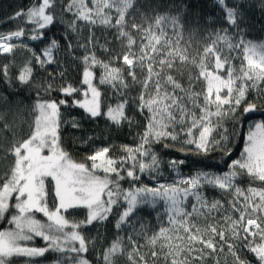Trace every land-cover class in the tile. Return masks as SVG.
Here are the masks:
<instances>
[{"label": "trees", "instance_id": "trees-1", "mask_svg": "<svg viewBox=\"0 0 264 264\" xmlns=\"http://www.w3.org/2000/svg\"><path fill=\"white\" fill-rule=\"evenodd\" d=\"M39 2L40 0H0V34H7L19 28L25 30L24 37L11 41L16 45L11 53H0V184L14 166L13 147L30 138L34 131L35 120L39 115L36 108L38 102L61 99L68 101L66 105H61L59 108L58 134L61 149L71 157L73 162L84 163L90 168L92 161L89 157L103 147H108V155L119 161L126 156L124 146L132 148L138 146L140 137L145 131L148 112L147 109L139 110L140 97L143 95L145 99H148L150 95H155L153 86L155 79L161 80L162 90L167 88L173 91V86L165 83L167 76H172L173 80L180 84V88L174 90L175 95L182 98L186 110L195 112L197 117L201 115L200 109L192 103L196 101L198 105H203V98L207 93V81L200 75L201 60L207 71H213L215 75H220L225 79L231 67L234 77L233 95L242 84L248 85L244 101L234 114L221 119V127L215 128L209 138L211 140L212 137H217V133H222V130L226 129V133L223 134L229 137L227 147L230 149V154L223 149L213 148L211 144L207 153L197 151L194 145L183 143L184 134H180L175 141L165 139L159 143L147 145L146 147H150L157 155L160 162L158 170L141 173L138 181L125 177L124 180L119 181L123 189L127 190L134 186H156L157 183H173L178 176L188 177L203 171H210L217 175L227 173L232 161L238 159L243 151L250 125L259 121L264 122V80L256 81V86L252 87L253 81L236 78L240 74L241 66H247V62L243 60L242 51L229 49L224 39L219 40L214 50L219 51L222 61L225 56L228 58V63H225L220 70H214V57L211 54L204 57L202 51L211 45L217 36H226L227 40L234 45L242 39L245 44L241 45V48L248 43L258 47L264 45V0H225L227 8H233L237 12L235 24L227 19V9L219 3V0H133L132 7L125 13L123 30L135 41L132 45V52L135 53L133 68L135 81L129 75L128 66L122 60L123 56L129 53V48L126 46L127 41L125 38H117L116 28L103 24L99 18H95V24L77 20L76 31L72 32L68 29V24L73 21V14L64 11V8L71 0H56L54 5L57 11L56 19L53 25L44 30L43 40L28 39L32 25L26 22L24 16L16 17V13L26 12ZM86 2L89 7L92 6L91 0H86ZM104 12L110 16L114 24L118 17L115 8L105 9ZM173 17L178 18L180 22V27L177 29L180 33L179 37L174 35L171 23ZM158 18L159 25H157ZM61 20L63 23L60 22ZM133 24L138 28L134 29ZM90 33L92 44H89ZM153 37H158L160 43L156 44ZM53 38L58 41L60 47L54 50L53 63L41 67L36 62L33 53L41 54ZM150 39H152L151 45L149 44ZM177 39H179L178 45ZM166 40L171 41V46L165 51L179 49L187 54L188 59L181 61L176 56L171 68L167 65L161 68L158 64H153L154 75L148 80L147 88H145L149 58L159 59L157 53L151 51L152 46L155 45L157 49H160ZM68 41L73 44L71 49L67 47ZM77 42L87 45L98 60L109 63L111 67L119 68L128 85L127 88L122 89L123 94L121 95L109 85L99 83L103 74V69L99 65L92 68L95 75L94 85L101 92V115L98 117H91L84 109L73 104V97L64 96L60 91V88L65 85L86 89V86L82 84V73L85 67L82 58L86 48L76 47ZM142 44L148 45L144 48V52L148 55L143 61L144 67H138L139 61L136 57L141 54L139 49ZM29 61H31L32 74L25 84L20 82L19 75L21 69ZM62 71L66 72L63 77H61ZM157 72L159 77L155 75ZM49 83L52 84L50 89H48ZM225 92L226 89L220 94L223 96ZM75 96L83 98L82 93H76ZM123 100H127L124 111L128 120L116 125L107 118L106 112L109 106L114 107ZM248 103H254L256 110L244 112ZM210 119L214 124L217 118L212 116ZM188 123H190V118L186 117L183 125L177 124V131L180 127H187ZM73 124L77 126L73 127ZM199 131V128L195 129L194 134ZM141 159L149 162L147 158ZM171 161H184V163L172 166ZM128 166V164L123 165L124 168ZM109 178L116 179L115 174H109ZM46 185L49 207L53 208L55 203L53 184L49 180ZM251 186L264 188L263 183L262 185L257 184L247 174L240 175L233 181V188L238 187L243 193L238 198L232 188L222 190L205 185L202 189L204 197L209 203L219 201L222 208L205 216L194 214L189 217L190 232L199 236V239L191 244L187 239L188 233L182 227L173 229V226L169 224L164 201H158L155 206H138L126 222L122 223L119 229L116 228L120 215L127 207L126 203L121 200L112 206L107 219L93 221L91 224L85 223L78 229L88 248V252L84 255L89 259L90 264H107L104 260L105 254L113 242L120 240L121 251L111 258L112 264H172L174 259L177 264H182L184 261L186 264H236L228 245L220 241L218 234L210 232V226H215L217 233L223 231L226 239L230 238L231 223L227 222L224 217L227 215L233 220L238 219L240 213L233 211L230 205L236 200L242 207L243 196ZM194 203V199L189 197L184 204L185 210L191 212ZM87 211L84 208L70 209L64 215L70 222H80L86 220ZM35 216L42 222H47V218L42 214L35 213ZM8 227L6 220L0 221V230ZM161 227L169 229L166 236H159ZM153 236H158L154 243L151 242ZM200 240H212L215 250L207 248L200 243ZM229 242L234 245L235 241L229 240ZM45 243L42 238L36 237L30 245L43 247ZM76 246L78 247V242ZM57 255L49 252L44 257L31 259L50 264L54 262ZM68 255L69 257L75 256V254ZM236 255L241 260L249 261L250 264H258L254 254L247 249L236 250ZM28 259L12 257L9 264H24Z\"/></svg>", "mask_w": 264, "mask_h": 264}, {"label": "snow or ice", "instance_id": "snow-or-ice-1", "mask_svg": "<svg viewBox=\"0 0 264 264\" xmlns=\"http://www.w3.org/2000/svg\"><path fill=\"white\" fill-rule=\"evenodd\" d=\"M91 3L92 6L89 7L86 0H71L65 6L64 11L73 14V21L68 24V29L75 32L77 20L95 24V18H99L103 24L116 28L117 38H125L127 41L126 46L129 48V53L125 54L122 60L128 66L129 75L135 81V72L132 67L134 60L130 58V55L135 56V53L132 52V45L135 44V41L130 34L123 30L125 13L132 7L133 0H91ZM219 3L226 7L227 19L235 24L236 10L227 8L225 0H219ZM55 4L56 0H40L38 4H34L26 12L16 13V17L24 16L26 22L32 25L29 29L28 39L37 41L45 38L44 30L53 25L56 19ZM113 8L118 13L114 24L111 22L110 16L104 12L105 9L111 10ZM60 22L63 23V20ZM159 22L158 18L157 25ZM171 23L174 35L179 37L180 33L177 31L180 27L179 19L173 17ZM132 27L138 28L135 24ZM24 36L25 30L23 28L7 34H0V53H11L16 46L11 41L13 39L20 40ZM153 39H155L156 44L160 43L158 37H153ZM221 39L225 40L229 49H240L243 53V60L247 62L246 67L241 66L240 74L236 78L253 81L252 87L256 86V81L264 80V45L258 47L248 43L241 48V45L245 44L242 39L234 45L227 40L226 36H217L211 45L202 50L204 57H208L209 54L214 57V70H220L225 63H228L227 56L222 61L219 51L214 50V46ZM176 43L179 44V39ZM89 44H92L91 33ZM149 44H152V39L149 40ZM75 46L86 48L82 58V63L85 65L82 73V84L87 87L86 89H77L72 85H65L60 88V91L64 96L73 97V104L84 109L91 117H98L101 115V92L93 84L95 75L92 68L99 65L103 69L99 83L109 85L121 95L123 94L122 89L127 88L128 85L125 83L119 68L111 67L109 63L98 60L95 53L87 48V45L77 42ZM147 46L144 44L140 46L141 54L136 57L139 61L138 67H144L143 61L148 55L144 52V48ZM170 46L171 41L169 40H166L160 49H157L155 45L152 46L151 51L157 53L159 59L149 58L147 78L144 82L145 88H147L148 80L152 79L154 75L153 64H158L161 68L165 65L171 68L173 66L172 61L176 56L181 61L188 59L187 54L179 49L165 51ZM59 47L58 41L53 38L41 54L33 53V56L36 62L43 67L53 63L54 50ZM67 47L69 49L73 47L71 41L67 42ZM29 50L31 51V49ZM199 66L200 75L207 81V93L204 95L203 105H198L196 101L192 102L195 107L200 109L201 115L199 117L196 116L195 112L186 110L182 98L175 95L174 90L180 88V84L174 81L172 76H167L165 83L171 84L173 91H169L167 88L162 90L161 80L157 78L153 81L155 95H150L148 99H145L143 95L140 97L139 110L147 109L148 115L145 131L140 137L138 146L135 148L124 146L126 156L119 161L109 157V148L103 147L89 157L92 161L90 168L86 167L84 163L73 162L59 145V108L61 105H66L68 101L61 99L59 101L38 102L36 108L39 115L35 120L34 131L30 138L13 147L14 166L10 174L3 178V183L0 184V221L6 220L9 224L8 228L0 230V264H9L12 257L29 258L24 264H44V261L32 260L31 258L44 257L49 252L58 254L54 262H50V264H90L89 259L84 255L88 252V248L78 229L85 223L91 224L93 221L107 219L112 211V206L121 200L126 203L127 207L120 215L116 228L119 229L138 206H155L158 201H164L165 210L168 213V222L173 226V229L182 227L188 233L187 239L190 244L197 241L199 236L192 234L189 230V217L194 214L205 216L222 208L219 201L208 202L203 195V187L208 185L222 190L232 188L238 198L243 193L240 188H233V181L237 175L236 171L222 175L210 171L197 172L188 177L178 176L170 184L134 186L127 190L121 187L119 181L124 180L125 177L132 181H138L141 173L157 171L160 163L157 155L150 147L146 146L159 143L165 139L175 141L180 134H184L183 143L194 145L197 151L207 153L211 144L213 148L223 149L230 154V149L227 147L229 137L223 134L226 133V129H223L222 133H217L218 138L212 137L211 140L209 138L215 128L221 127V119L234 114L241 102L244 101L248 85L242 84L236 89V94L233 95L234 77L231 67L227 79H225L220 75H215L213 71H207L203 60L200 61ZM4 71L6 74V69ZM31 74V61H29L21 69L20 82L26 84ZM155 75L159 77L158 72ZM51 87L52 84L49 83L48 89ZM224 89L226 92L222 96L220 93ZM76 93H82L83 98H77ZM126 104L127 100H123L114 107L109 106L106 112L107 118L116 125L121 124L122 121H127L128 117L124 111ZM255 110L254 103H248L244 108L246 113ZM212 116L217 118L214 124L210 119ZM186 117L190 118V123L187 124V127H180L177 131V124L183 125ZM76 126L73 124V127ZM197 128L200 131L194 134V130ZM165 146L167 147V145ZM45 149L48 150V155H44ZM141 158H147L149 162ZM177 163L183 164L184 161L170 162L172 166ZM125 164L129 166L124 168L123 165ZM237 167L246 170L247 174L260 181H264V122H257L254 129L249 128L241 158L233 160L230 165L232 169ZM97 170H101L105 175H97ZM109 174H115L116 179H110ZM49 180L53 184L52 191L55 201L53 208L49 207L48 202L46 181ZM248 192L252 194V198L258 197L259 200L252 199V202H249L251 198L244 195L242 207L238 205L236 200L230 205L233 211L240 213L238 219L233 220L227 215L224 217L231 223L230 238L226 239L223 231L217 233L215 226H210V232L218 234L220 241L228 245L236 264H250L249 261L241 260L236 255V250L242 249H247L254 254L258 264H264V215H257V213L264 214V189L249 188ZM13 196L15 197L14 202H12ZM189 197L195 201L191 212H187L184 207L185 201ZM78 208L88 210L86 220L70 222L64 213H68L70 209ZM35 213L42 214L47 218V222L37 219ZM66 229L69 230L66 231ZM168 231V228L161 227L159 236H166ZM197 233H199V229H197ZM36 237L42 238L46 242L43 247L30 245V242ZM156 239L158 236H153L151 242L154 243ZM229 240L240 243L233 245ZM77 242L78 247L76 246ZM200 243L215 250L212 240H200ZM120 251L121 241L117 240L113 242L104 256L107 264H112L111 258ZM68 254H75V256L69 257ZM172 264H177V261L174 259ZM182 264H186V261Z\"/></svg>", "mask_w": 264, "mask_h": 264}, {"label": "rangeland", "instance_id": "rangeland-1", "mask_svg": "<svg viewBox=\"0 0 264 264\" xmlns=\"http://www.w3.org/2000/svg\"><path fill=\"white\" fill-rule=\"evenodd\" d=\"M14 40V39H13ZM130 58H132L133 60H135V57L134 56H131L130 55ZM133 68H134V63H133V66H132ZM256 71H259V70H256ZM64 75H66V72L65 71H62V73H61V77H63ZM93 84H94V81H93ZM87 87V86H86ZM256 89V88H255ZM254 92H255V90H254ZM259 122H262V121H259ZM257 123V122H256ZM256 123H252L251 125H250V127L251 128H253L254 129V126H255V124ZM49 154V152H48V150L47 149H45L44 150V155H48ZM109 156V155H108ZM110 157V156H109ZM241 158V155H240V157L238 158V159H240ZM230 171H236V173H237V175H236V177L235 178H237L238 176L240 177V175H245V174H247V172H246V170H243V169H239L238 167L236 168V169H232V168H230L229 169V171L228 172H230ZM96 174L97 175H100V174H104L101 170H97L96 171ZM105 175V174H104ZM247 175H249V174H247ZM249 176H251V175H249ZM256 182H257V184H261L262 185V183L264 184V181H260L259 179H257V178H255V177H253V176H251ZM154 181H156V180H154ZM170 183H172V182H170ZM170 183H165V184H170ZM46 184H47V181H46ZM160 183H157L156 184V186L157 185H159ZM47 186V185H46ZM184 187H186V186H184ZM249 188H257V189H264V188H259V187H256V186H251V187H249ZM248 188V189H249ZM246 195L247 196H249L251 199H250V201L249 202H252V199H254V200H256V201H258L259 200V198L258 197H255V198H252V194L250 193V192H248V190L246 191ZM13 200H15V197L13 196ZM257 215H264V214H261V213H257ZM228 222V221H227ZM231 230V229H230ZM250 239H252L251 237H250ZM258 239V238H257ZM239 241H235L234 242V245H239ZM243 250V249H242Z\"/></svg>", "mask_w": 264, "mask_h": 264}]
</instances>
